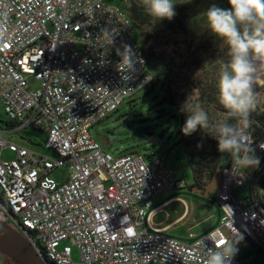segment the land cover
<instances>
[{
  "label": "built area",
  "instance_id": "2783aa9c",
  "mask_svg": "<svg viewBox=\"0 0 264 264\" xmlns=\"http://www.w3.org/2000/svg\"><path fill=\"white\" fill-rule=\"evenodd\" d=\"M0 26V104L18 128L44 133V147L57 156L9 143L0 132L8 204L0 209L47 264H75L73 247L77 264H205L212 241L237 234L264 251V164L250 189L245 170L223 168L215 193L220 226L188 244L155 228L148 215L155 197L185 187L164 159L114 156L94 137L100 122L153 80L124 9L112 0H0ZM125 45L139 58L127 80L117 54ZM263 67L258 62L257 73ZM240 126L264 153V136L253 135L250 120ZM6 150L15 158L5 160ZM59 169L68 171L63 182L52 176ZM232 264L264 263L238 251Z\"/></svg>",
  "mask_w": 264,
  "mask_h": 264
},
{
  "label": "rangeland",
  "instance_id": "374dc122",
  "mask_svg": "<svg viewBox=\"0 0 264 264\" xmlns=\"http://www.w3.org/2000/svg\"><path fill=\"white\" fill-rule=\"evenodd\" d=\"M115 1L123 4L125 8L132 5L135 1L139 5H142L141 0ZM173 2L175 3V10L177 8L184 9L180 12V16L183 18L182 22H184L187 31L183 32L180 27H176L175 29L169 27L160 28L159 34L162 36V41L156 44V52H158L161 57L172 59L175 65H182L185 62H188L191 58H193V60L201 59L203 62L201 64L207 66L210 74L214 72L218 73L219 67L222 63L221 54L226 44L208 31L205 27L202 14L212 4H216L218 7L225 9L229 8H227L220 0H173ZM118 6L121 7V5ZM141 31L143 33L145 28H142ZM137 37L139 44L142 47L144 45V37L143 35H137ZM215 66L218 68L216 71H214L216 68ZM263 69L264 67L261 71H263ZM261 71H258L257 73V80L254 86L256 92V107L252 111V115L256 116L264 113V103H262L264 85L260 87L258 81L264 76V71ZM151 74L153 75L152 71ZM197 74L199 75L196 71L192 76L189 72L186 74L185 70L182 77H178V82L181 81L182 84L187 85L186 83H188V81L186 76L189 78H196L198 76ZM181 91L186 94L188 100L193 101L198 98V92L192 85L182 88ZM156 96L157 91L147 96H145V91H141L132 99L136 101L135 103H124L120 110L112 117L104 123L96 126L92 131L94 137L101 142L99 137L104 136L108 140V146H103L114 156H119V154L124 151H138L143 155H156L158 158H163L166 167L174 173V177L177 180H185L188 188L183 191H178L176 194L183 197L191 208L202 202H212V198L206 199L194 190L191 191L189 189V187L193 185L194 176L190 167L188 154L184 146L179 144L178 138L171 137V131L168 129L171 124L165 120L166 118H157L159 114L156 111L161 107H157L160 98H156ZM218 115L220 114L218 113ZM9 121L10 119L5 112L3 105L0 104V124L4 126ZM150 128L153 129L152 132L148 131ZM250 129H252L251 125ZM0 132L4 134V139L9 143L13 142L20 146L27 147L36 154L44 157L52 159L57 157L52 149H47L44 145L29 143L22 138L24 135L29 136L39 143L44 144L45 135L38 130L32 128H16L13 131H5L0 128ZM14 158L15 155L9 150L4 152L5 160H12ZM52 176L58 182H63L68 176V171L66 169H59L53 173ZM201 180L206 181V176H202ZM258 188L259 192H261V198H264V182H261V185ZM2 193V189L0 188V195H2ZM183 209L184 207L180 203L174 204L169 208L172 213L182 212ZM200 211L206 213L208 211V206L200 207L199 214L201 215ZM193 217L194 216L192 215L190 220L193 219ZM0 218L7 222L1 209ZM238 246L244 253L247 252L251 255L257 254L258 249L247 240L239 241ZM258 257L264 261V254L258 255ZM73 261L75 264L80 261V251L76 247H73ZM0 264L15 263L10 258L0 253Z\"/></svg>",
  "mask_w": 264,
  "mask_h": 264
},
{
  "label": "clouds",
  "instance_id": "9594fccd",
  "mask_svg": "<svg viewBox=\"0 0 264 264\" xmlns=\"http://www.w3.org/2000/svg\"><path fill=\"white\" fill-rule=\"evenodd\" d=\"M230 9L212 4L202 14L208 31L227 45L229 59L221 63L218 70V102L226 110L227 116L237 123L219 121L210 123L207 112L199 104L190 110L181 129L185 136L202 130L212 129L213 137L218 141V151L232 158L234 169L247 170L257 168L260 159L254 154L251 139L240 124L249 121L256 107L255 84L257 63L264 62V0H228ZM146 13L157 21L172 20L176 16L173 0H141ZM2 31V26H0ZM102 29V34H109ZM111 43L114 36L110 37ZM121 63L127 67L120 70L123 79L131 78L136 71L139 58L130 46L125 45L123 52L117 50ZM85 63L89 61L85 60ZM264 148V144L261 145ZM243 239L238 234L222 244L213 242L207 249L205 264H232L239 249L237 244Z\"/></svg>",
  "mask_w": 264,
  "mask_h": 264
},
{
  "label": "trees",
  "instance_id": "16d2710c",
  "mask_svg": "<svg viewBox=\"0 0 264 264\" xmlns=\"http://www.w3.org/2000/svg\"><path fill=\"white\" fill-rule=\"evenodd\" d=\"M115 4L121 5V8L125 10L127 16L137 29V35L144 37V45L141 47L143 54L147 59L148 71L153 72V80L149 86L144 90L145 96L150 95L157 91L156 98H160V102L157 104V107H161L156 112L159 114L157 117L166 118L171 126L169 130L171 131V137H177L179 144L184 146L190 161V167L193 173L194 178L201 179L202 176H206V182H210L219 168H224L227 165L232 164V158L227 154H222L218 151V141L213 137L212 129L202 130L199 127L196 132L189 136H185L181 129L187 119L189 113L185 110H190L194 105L199 104L207 112L209 116L210 123H216L219 121H228L230 123H237L236 120L230 119L227 116L226 110L218 102V90L216 87L218 73H209L206 65L201 59L193 60L191 58L188 62H185L182 65H175L172 59H166L161 57L158 52H156V44L162 41V36H160V28H172L180 27L183 32L187 31V28L182 22V12L183 8L176 9V16L172 20H161L157 21L155 18L150 17L145 8L142 5H139L136 1L125 8L123 4L112 0ZM227 8L230 9V4L228 0H220ZM179 12V13H177ZM142 28H145V31L142 33ZM141 32V33H140ZM229 59L227 45L224 47L221 54V62H226ZM201 61V62H199ZM216 67V66H215ZM218 68L216 67L214 71ZM186 70L189 74L199 73L196 78H189L186 76L188 83L184 85L178 82V77H182L183 73ZM203 74V75H202ZM191 82H190V80ZM192 83V84H191ZM189 85L194 86V89L198 92V98L191 101L188 100L186 94L181 91L182 88L188 87ZM134 98V97H133ZM128 100L130 104L135 103V100ZM134 107V106H133ZM118 109L116 112H118ZM116 112H114L110 117H112ZM218 113L220 115H218ZM110 117L106 118L98 125L104 123ZM251 130L253 135L256 138H261L264 136V113L256 116H249ZM97 125V126H98ZM19 127L14 121L7 122L4 126L0 124V128L5 131H13ZM151 130V131H150ZM149 132H152L153 129H148ZM44 134V133H43ZM45 135V134H44ZM24 140L35 145H44L39 143L34 138L29 136H23ZM138 151L128 152L124 151L119 154H137ZM254 154L260 159V165L257 168H249L246 170L247 178V189H250L254 183L256 176L260 173V168L264 164V153L255 151ZM147 160H153L156 158V155H144ZM246 189V190H247ZM244 190V191H246ZM213 198V196H212ZM0 204L8 207L6 198L4 195H0Z\"/></svg>",
  "mask_w": 264,
  "mask_h": 264
},
{
  "label": "crops",
  "instance_id": "0c3cea01",
  "mask_svg": "<svg viewBox=\"0 0 264 264\" xmlns=\"http://www.w3.org/2000/svg\"><path fill=\"white\" fill-rule=\"evenodd\" d=\"M258 81L260 83V87H262L264 85V76L261 77ZM262 103H264V94ZM178 181H183L185 183V187L182 190L165 193L155 197L153 200V204L148 209V215L150 216L151 222L155 228L164 229L168 235L182 242L192 244L197 239L206 236L208 233L218 228L220 226V222L222 220L224 212L215 200L216 191L210 195V198H206L205 193L203 194L202 191L194 190L206 199H211L212 196H214L212 198V202H202L191 208L188 202L183 197L176 194L178 191H183L184 189L188 188L185 180ZM177 203L183 205L184 209L182 212L172 213L169 208ZM201 206H208V211L206 213H202L200 211V215L199 210ZM192 215L194 217L190 220V217ZM237 247L243 256H253L257 262L264 263V261H262L258 257V255L264 254V251L259 250L256 246L255 247L258 249L256 255H251L247 252L244 253L240 249L238 244Z\"/></svg>",
  "mask_w": 264,
  "mask_h": 264
},
{
  "label": "water",
  "instance_id": "95a60500",
  "mask_svg": "<svg viewBox=\"0 0 264 264\" xmlns=\"http://www.w3.org/2000/svg\"><path fill=\"white\" fill-rule=\"evenodd\" d=\"M99 139L103 145L108 146V140L104 136H100ZM222 170L223 168H219L202 190L206 198H210V195L220 187ZM0 253L10 258L15 264H47L23 234L1 218Z\"/></svg>",
  "mask_w": 264,
  "mask_h": 264
},
{
  "label": "flooded vegetation",
  "instance_id": "af4514ba",
  "mask_svg": "<svg viewBox=\"0 0 264 264\" xmlns=\"http://www.w3.org/2000/svg\"><path fill=\"white\" fill-rule=\"evenodd\" d=\"M207 185V182L198 178H194V182L193 185H191L189 187L190 190H199L202 191L204 189V187ZM203 194L205 193L204 191H202Z\"/></svg>",
  "mask_w": 264,
  "mask_h": 264
}]
</instances>
